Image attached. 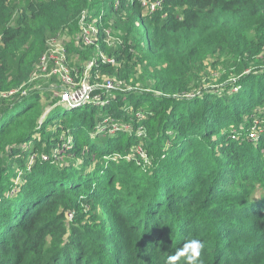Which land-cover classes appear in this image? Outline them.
I'll return each mask as SVG.
<instances>
[{
  "label": "trees",
  "instance_id": "trees-1",
  "mask_svg": "<svg viewBox=\"0 0 264 264\" xmlns=\"http://www.w3.org/2000/svg\"><path fill=\"white\" fill-rule=\"evenodd\" d=\"M84 10L115 59L89 81L123 90L0 98V264H166L193 238L202 264H264V0H0V92Z\"/></svg>",
  "mask_w": 264,
  "mask_h": 264
},
{
  "label": "built area",
  "instance_id": "built-area-1",
  "mask_svg": "<svg viewBox=\"0 0 264 264\" xmlns=\"http://www.w3.org/2000/svg\"><path fill=\"white\" fill-rule=\"evenodd\" d=\"M144 5L145 2H142ZM151 11L154 10V5L150 6ZM101 15L93 16L84 10L81 12L77 27L78 31L73 37L74 46L80 50L93 48L94 58L84 61L78 66H70L68 60L67 44L70 42L69 36L56 35L48 38L44 52L39 57L32 74L29 79L22 83L18 88L5 92H0V98H11L18 95L15 99H23L41 92V85L44 82L48 83L47 88L52 91V94L59 97L58 104L66 109L83 107L86 104L95 106L106 104L107 101L99 92L122 91L120 85L112 78H104L102 82L90 83L91 71L100 64L114 65L115 59L107 56L99 47L101 30L99 24ZM105 33L104 42L109 43V33ZM81 47V48H80ZM95 79L99 76L95 73ZM139 116V114L137 115ZM106 122V120L104 121ZM123 129H128L129 125H124ZM104 127L102 126L101 130ZM117 129L113 124L109 129V134H112ZM254 135L251 134V137ZM138 154L145 157L141 149H138Z\"/></svg>",
  "mask_w": 264,
  "mask_h": 264
},
{
  "label": "clouds",
  "instance_id": "clouds-1",
  "mask_svg": "<svg viewBox=\"0 0 264 264\" xmlns=\"http://www.w3.org/2000/svg\"><path fill=\"white\" fill-rule=\"evenodd\" d=\"M204 242L199 239H188L182 247L167 257L166 264H178L182 259L185 264H202L201 254Z\"/></svg>",
  "mask_w": 264,
  "mask_h": 264
},
{
  "label": "rangeland",
  "instance_id": "rangeland-1",
  "mask_svg": "<svg viewBox=\"0 0 264 264\" xmlns=\"http://www.w3.org/2000/svg\"><path fill=\"white\" fill-rule=\"evenodd\" d=\"M75 36V35H74ZM73 36V37H74ZM73 37H69V40L71 41V42H73L72 40H73ZM83 62H81L80 64H82ZM47 86H48V83L47 82H44L43 83V85H41V92H49V93H52V91L50 90V89H48L47 88ZM43 101H46V99H44ZM47 104V103H46ZM58 110H59V112L60 113H63L64 112V108H63V106H58ZM257 121V120H256ZM256 125H257V122H254V125H252V127H251V133L249 134V138H251L252 140V142H255V139L257 138V127H256ZM251 134H253L254 136L253 137H251ZM98 137H100V135L98 136ZM68 216L70 217V215L68 214Z\"/></svg>",
  "mask_w": 264,
  "mask_h": 264
}]
</instances>
